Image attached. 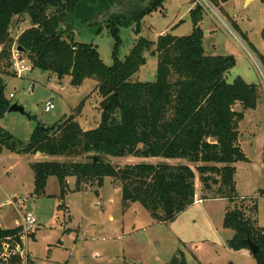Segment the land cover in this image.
Returning <instances> with one entry per match:
<instances>
[{"label": "trees", "instance_id": "1", "mask_svg": "<svg viewBox=\"0 0 264 264\" xmlns=\"http://www.w3.org/2000/svg\"><path fill=\"white\" fill-rule=\"evenodd\" d=\"M82 1L0 0V118L12 105L5 97V80L16 76L11 62L14 45L22 49L20 54L32 69L69 77L74 88L84 80H94V91L100 98V122L94 129L85 130L77 123L82 105L52 127L37 126L26 145L0 128V150L6 147L20 154L80 159L31 164V197L45 196L49 177L57 179L61 200L69 191L68 178L75 179L74 192H83L97 190L108 177L120 189L124 203H139L157 223H167L194 204L198 177L199 200L229 203L223 220L224 228L233 233L227 241L229 248L248 250V237L259 247L253 259L256 264H264V229L256 223V200L240 197L234 180L235 165L245 160L239 145V122L243 111L256 107L258 86L241 78L229 83L227 75L235 65L234 59L204 53L200 5L190 11L194 29L191 35L163 34L156 42L140 38L120 61L117 31L121 20L139 24L164 0H149L145 9V0H103L100 5L106 7L104 18L118 15L110 28L115 38L113 62L106 66L96 48L65 38L73 28L74 13ZM207 1L220 9L230 0ZM261 2L264 4V0ZM25 20L30 27L15 39L14 29ZM229 24L242 40L247 39L235 22ZM145 53L157 58L156 80L131 82V77L146 63ZM260 61L264 66L263 56ZM237 105L241 112L234 109ZM121 157L182 159L197 166L194 170L182 164L117 167L108 161ZM20 231L0 226V264L21 263L18 255L1 257L4 243L11 248L21 244ZM171 263L185 264L176 259Z\"/></svg>", "mask_w": 264, "mask_h": 264}, {"label": "rangeland", "instance_id": "2", "mask_svg": "<svg viewBox=\"0 0 264 264\" xmlns=\"http://www.w3.org/2000/svg\"><path fill=\"white\" fill-rule=\"evenodd\" d=\"M101 3L103 0L79 2L73 28L65 38L96 48L102 63L111 66L115 38L110 28L118 15L104 18L106 7ZM195 5L203 9L199 27L204 53L231 56L235 65L227 81L241 78L259 89L256 107L243 111L239 122V145L245 160L235 165L234 180L240 197L256 200V223L264 229V66L260 61V56L264 57V4L261 0H230L220 5V9L207 0H164L139 24L121 20L117 31L118 58L123 61L140 38L156 42L163 34L191 35L194 29L190 11ZM230 21L238 24L246 40L230 27ZM29 27L25 20L14 29L12 37ZM144 57L146 63L131 77V82H155L157 58L149 53ZM24 66L27 70L20 77L12 75L5 80V97L12 105L22 107L24 115L4 113L0 118L1 129L26 145L37 126L52 127L75 113L80 105L81 113L76 118L80 125L85 130L97 127L100 98L94 91V80H84L80 87L74 88L69 77L32 69L26 60ZM48 102H52L53 109L45 112ZM234 109L241 112L239 105ZM77 160L80 159L20 154L6 147L0 150V224L5 229L20 228L25 213L35 217L38 226L22 244L35 264H172L173 259L185 264H256L249 250L236 251L228 246L233 233L223 226L229 207L226 200L194 203L171 222L157 223L141 204L124 203L120 189L108 177L97 190L83 192H74L75 179L68 178L69 191L62 200L57 179L49 177L45 196L31 197V164ZM108 161L117 167L182 164L194 170L197 166L182 159L121 157ZM195 193L197 201L200 199L198 177ZM10 201L14 205H9Z\"/></svg>", "mask_w": 264, "mask_h": 264}, {"label": "built area", "instance_id": "3", "mask_svg": "<svg viewBox=\"0 0 264 264\" xmlns=\"http://www.w3.org/2000/svg\"><path fill=\"white\" fill-rule=\"evenodd\" d=\"M17 35H19V32ZM16 37H15V39H16ZM0 52H1V49H0ZM25 60L26 59L24 57H22V55L17 51V46L14 45L11 49V62H12V70L14 71V73L17 77H20L21 74L23 73V71L27 70V68L24 66ZM9 97L13 98V95L10 94ZM52 109H53L52 102H48L45 105L44 111L49 112ZM8 203H9V205H14V203L12 201H10ZM37 226H38V224H37L35 217L33 215H31L30 213H25L21 217V225H20L21 231L19 233L21 244H19V245L17 244L14 248L13 247L11 248L10 244L4 243L3 247L1 249V257L3 259H8L12 255H18L21 259L20 264H29L27 252L24 249V246L22 247V244H24L23 241H25V238L27 236L31 235Z\"/></svg>", "mask_w": 264, "mask_h": 264}, {"label": "water", "instance_id": "4", "mask_svg": "<svg viewBox=\"0 0 264 264\" xmlns=\"http://www.w3.org/2000/svg\"><path fill=\"white\" fill-rule=\"evenodd\" d=\"M148 3H149V0H145V2L143 3V8H144V9L148 6ZM17 51H18L19 53H21V52H22V49H21L20 47H17ZM7 112H8V113L17 112V113H20V114L24 115V109H23L22 107L16 105V104L11 105V106L9 107V109L7 110ZM245 243H246V245H247V247H248V250H249V252H250V255H251L252 257L256 256V254H257L258 251H259V247H258L256 244H254V243L250 240V238H248V237L246 238Z\"/></svg>", "mask_w": 264, "mask_h": 264}, {"label": "crops", "instance_id": "5", "mask_svg": "<svg viewBox=\"0 0 264 264\" xmlns=\"http://www.w3.org/2000/svg\"><path fill=\"white\" fill-rule=\"evenodd\" d=\"M237 26H238V24H237ZM207 32H205V34H206ZM208 34V33H207ZM10 95V94H9ZM77 120V119H76ZM77 123L79 124V126L81 127V128H83V129H86L84 126H82V125H80V123H79V121L77 120ZM37 154H39V153H37ZM201 202V200H197V201H195L194 203H200ZM14 203V202H13ZM64 206V205H63ZM66 208V207H65ZM67 210V208L65 209V211ZM0 226H1V224H0ZM1 228H3L2 226H1ZM3 229H5V228H3ZM32 236V235H31ZM28 262H29V264H35L30 258H29V255H28Z\"/></svg>", "mask_w": 264, "mask_h": 264}, {"label": "flooded vegetation", "instance_id": "6", "mask_svg": "<svg viewBox=\"0 0 264 264\" xmlns=\"http://www.w3.org/2000/svg\"><path fill=\"white\" fill-rule=\"evenodd\" d=\"M142 6H143V4H142Z\"/></svg>", "mask_w": 264, "mask_h": 264}]
</instances>
